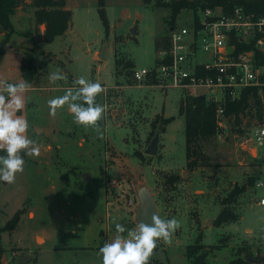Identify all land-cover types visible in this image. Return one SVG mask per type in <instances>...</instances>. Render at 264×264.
Masks as SVG:
<instances>
[{
  "label": "rangeland",
  "instance_id": "rangeland-1",
  "mask_svg": "<svg viewBox=\"0 0 264 264\" xmlns=\"http://www.w3.org/2000/svg\"><path fill=\"white\" fill-rule=\"evenodd\" d=\"M32 1L13 10L12 30L0 26V81L30 83L17 115L28 122L26 135L40 148L38 157L23 156L24 171L15 183L0 182V264H20L27 255L32 258L25 264H102L98 251L114 239L115 225L137 226L140 185L155 195L162 219L175 217L181 225L171 244L158 242L152 264H190L187 247L197 242L210 249L208 264H229L245 243L254 256H264V206L257 201L263 191L249 182L264 167L262 147L247 140L256 117L246 113L239 124L228 117L214 137L201 140L203 155L188 158L179 111L187 92L133 79L135 67L156 64V38L168 33L170 8L156 0H105L106 30L98 0H66L69 27L46 40V24L36 20ZM189 15L182 9L177 25ZM25 51L34 55L31 77L21 68ZM57 71L66 79L51 83L48 76ZM80 76L104 88L96 98L106 106L99 121L103 138L74 123L67 105L49 114L48 100L75 87ZM170 116L174 119L163 125ZM157 131L159 148L151 155L145 149ZM195 158L197 165L189 166ZM84 171L88 179L81 176ZM171 175L178 180L170 182ZM236 184L245 185L230 204L238 219L219 225L222 199ZM16 214L15 225L6 228Z\"/></svg>",
  "mask_w": 264,
  "mask_h": 264
},
{
  "label": "built area",
  "instance_id": "built-area-1",
  "mask_svg": "<svg viewBox=\"0 0 264 264\" xmlns=\"http://www.w3.org/2000/svg\"><path fill=\"white\" fill-rule=\"evenodd\" d=\"M237 40L253 41L264 52V12L247 11L241 4L190 9L186 21L170 27L169 45L158 49L156 64L135 67L133 79L151 81L164 90L180 88L216 102L221 128L227 119L225 103L239 99L248 87L264 84V64L255 62L253 50H239ZM247 140L262 147L264 166V117L250 129ZM254 187L263 191L257 201L264 206V167Z\"/></svg>",
  "mask_w": 264,
  "mask_h": 264
},
{
  "label": "trees",
  "instance_id": "trees-1",
  "mask_svg": "<svg viewBox=\"0 0 264 264\" xmlns=\"http://www.w3.org/2000/svg\"><path fill=\"white\" fill-rule=\"evenodd\" d=\"M150 3L152 0H144ZM23 0H0V26L12 30L13 23L11 14L13 10L21 5ZM33 5L36 7L35 17L39 23H45V38L52 40L55 36L62 34L69 27L72 19V10L66 7V0H33ZM157 5H164L170 8V27L175 25L177 17L182 9L197 10L198 7L205 8L207 6L222 5L224 7L232 8L235 5H243L247 11L264 12V0H156ZM99 13L102 18L106 30L109 28V20L105 9V0H98ZM170 29V28H169ZM7 36L2 41L5 42ZM169 30L164 35H159L156 38V47H167L169 45ZM237 47L239 50H253L255 62L259 65L264 64V52L256 49L254 42L238 41ZM21 68L26 77H31L34 73V55L32 51H25ZM264 82V73L261 77ZM180 114L184 115L185 119V137H186V153L190 158L192 155L201 157L203 155L201 140H206L214 137L219 131L218 117H217V103L207 100L202 95H193L186 93L181 101L179 107ZM250 113L254 115L257 120L264 117V84L261 86H251L246 88L241 97L237 100H229L225 103V115L233 117L236 124L241 123L242 115ZM173 116L164 117L162 119L163 125L171 122ZM165 126L163 128V131ZM190 159L188 165L194 167L197 165V159ZM262 162V159H260ZM178 175H171L170 182L178 180ZM256 175L249 177L251 185H255ZM245 189V185H235L229 194L222 199L223 208L219 211L216 217L217 224L236 221L238 214L231 207V203L236 196ZM16 213L20 214V211ZM16 214L10 220L6 228H12L19 219ZM187 257L190 259V264H208L206 259L210 249L204 248V243H193L187 247ZM250 257L256 258L253 262L249 260ZM156 261L151 257L149 264ZM264 262L263 255L254 256L250 246L245 243L234 250V257L229 264H259Z\"/></svg>",
  "mask_w": 264,
  "mask_h": 264
},
{
  "label": "clouds",
  "instance_id": "clouds-1",
  "mask_svg": "<svg viewBox=\"0 0 264 264\" xmlns=\"http://www.w3.org/2000/svg\"><path fill=\"white\" fill-rule=\"evenodd\" d=\"M48 79L55 83L66 79V76L57 71L50 73ZM73 84L75 87L68 88L64 95L48 100L49 114L55 116L57 110L67 105L74 123L91 127L103 138L99 121L104 118L106 106L98 104L96 98L104 92V88L99 82H92L83 76L75 79ZM30 88V83L24 79L12 83L0 81V151L6 153L0 155V182L7 184L15 183L16 175L24 171V155H40L37 143L26 135L28 122L17 115L25 105L22 94ZM180 227V221L175 217L162 219L158 215H153L150 223L139 222L133 230L117 223L114 239L103 243L98 255L102 264H149L158 242L171 244L173 234Z\"/></svg>",
  "mask_w": 264,
  "mask_h": 264
},
{
  "label": "water",
  "instance_id": "water-1",
  "mask_svg": "<svg viewBox=\"0 0 264 264\" xmlns=\"http://www.w3.org/2000/svg\"><path fill=\"white\" fill-rule=\"evenodd\" d=\"M105 47L102 50V53L105 51ZM40 127H37V129L39 130ZM159 139H160V133L159 131H157L153 137V139L151 140V142L149 143V145L147 146V148L145 149V152L151 155H155L158 152V148H159ZM90 173L85 171L81 174L82 177H84L85 179L89 178ZM136 195L138 197V206L135 210V218L137 221V224L139 222H146V223H150L151 222V217L153 215H158L159 211L156 207V202H155V195L151 192V190L146 186V185H140V186H136ZM39 238L41 237H37V239L39 240ZM32 258V255H27V256H23L20 258L19 263L20 264H25L26 261H28L29 259ZM251 260V258H250Z\"/></svg>",
  "mask_w": 264,
  "mask_h": 264
},
{
  "label": "flooded vegetation",
  "instance_id": "flooded-vegetation-1",
  "mask_svg": "<svg viewBox=\"0 0 264 264\" xmlns=\"http://www.w3.org/2000/svg\"><path fill=\"white\" fill-rule=\"evenodd\" d=\"M85 172V171H84ZM111 184H113V182L112 181H109Z\"/></svg>",
  "mask_w": 264,
  "mask_h": 264
}]
</instances>
